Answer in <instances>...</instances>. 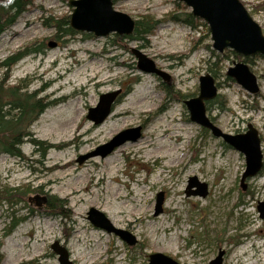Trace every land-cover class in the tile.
I'll return each mask as SVG.
<instances>
[{"label":"rangeland","instance_id":"rangeland-1","mask_svg":"<svg viewBox=\"0 0 264 264\" xmlns=\"http://www.w3.org/2000/svg\"><path fill=\"white\" fill-rule=\"evenodd\" d=\"M69 1L34 0L0 36V64L30 48L10 70L0 67V84L35 93L47 105L19 148L23 158L0 154V191L23 188L27 192L25 201H18L13 208L7 202L0 203V264H18L17 252L22 249L21 254L28 255L21 264H59L52 250L55 244L67 252L69 262L85 264L79 252L86 245L79 248L78 244L82 228L98 233L96 248L86 249L99 253L96 264H148L149 256L155 253L178 264H209L219 251L224 252L222 264H264V219L257 210L258 203H264V57L237 58L230 50L216 53L202 20L198 19L200 24L194 28L173 22L171 18L179 9L175 4L183 5L176 0H114V10L134 21L151 17L160 22L154 35L140 42L116 34L96 38L72 30ZM239 1L264 36V0ZM57 21H61V30L56 28ZM67 29L72 33H66ZM134 48L169 75L170 82L139 72L131 54ZM211 51L218 61L212 59ZM244 60L257 78V94H248L226 76L234 63ZM210 62L216 63L212 72H208ZM91 65L101 71L99 77L110 80L102 85L87 82L85 75L91 73ZM42 72L44 76L38 78ZM57 73L61 75L58 80H49ZM206 74L213 77L218 89L216 99L206 103L210 121L224 134H244L249 125L257 131L263 169L247 181L246 192L240 188L244 155L189 119L184 102L198 96L199 78ZM118 90L121 93L112 113L102 124L93 125L86 117L88 110L96 107L101 95ZM175 126L188 129L189 135L167 140L164 129ZM137 127L141 137L136 142H127L104 158L93 157L78 164L80 156ZM160 136L167 140L163 145L168 148L182 144L178 154L183 163L169 168V174L159 175L155 158L148 157L140 146L144 140L153 143ZM48 143L62 146L53 149L46 147ZM56 163L67 166L50 170ZM64 169L73 170L76 176L83 174L77 185L82 193L85 189L83 202L73 201L63 183L45 184L47 177L63 174ZM190 178L207 186L205 198L186 196ZM113 190L123 192L126 200L115 201ZM173 191H177L176 196ZM161 193L162 213L155 216L156 197ZM51 196L61 206L54 211L46 207ZM35 199L44 203L38 206ZM121 202L129 208L143 206L147 211L143 215L135 212L129 222L111 217L112 206ZM169 206L175 209L171 211ZM90 209L103 213L115 229L135 238L136 244L128 246L114 234L93 227L87 220ZM14 221L18 223L11 227ZM47 226L51 232H46V240L34 245ZM167 226L171 233L163 231ZM156 239L163 240L162 246L155 244ZM168 241H172L170 246ZM22 242L27 245L20 250L16 245Z\"/></svg>","mask_w":264,"mask_h":264},{"label":"water","instance_id":"water-1","mask_svg":"<svg viewBox=\"0 0 264 264\" xmlns=\"http://www.w3.org/2000/svg\"><path fill=\"white\" fill-rule=\"evenodd\" d=\"M184 4L192 16L202 20L208 27L212 41V49L218 54L230 50L243 58L254 56L264 57V36L259 25L252 19L239 0H176ZM69 5L73 8L69 17V26L78 32L91 33L96 38L107 37L110 34L130 36L135 27V21L129 16L117 12L111 0H71ZM52 46H55L53 44ZM131 54L136 59V66L143 74H152L164 83L170 82V76L158 70L152 60L141 53L139 49H131ZM226 76L234 80L248 94H257L259 86L257 78L251 73L244 62L234 63L229 68ZM121 91H114L101 95L95 108H90L87 119L93 125L102 124L112 113L113 107ZM217 85L210 74L199 78L198 96L184 102L189 119L199 127L208 130L213 137L221 138L223 142L242 153L245 157V170L240 178V188L243 192L247 189V180L256 177L263 168V155L257 131L250 125L244 134L229 135L222 133L207 117L206 103L216 99ZM141 137V128H133L120 132L107 144L98 147L95 151L80 156L78 164L93 157L104 158L127 142H136ZM195 188V190H192ZM187 197L207 196V186L200 184L196 178H190L185 191ZM39 206L44 200L35 199ZM164 202L163 193L157 195L154 215L162 213ZM257 210L260 218L264 219V203H258ZM87 220L93 227L103 230L108 234L119 237L128 246L136 244L135 238L127 232L115 229L105 215L95 209L87 213ZM52 250L58 255L59 264H72L69 262L67 252L57 244ZM223 251H219L216 258L209 264H222ZM148 264H178L170 257L155 253L149 256Z\"/></svg>","mask_w":264,"mask_h":264},{"label":"trees","instance_id":"trees-1","mask_svg":"<svg viewBox=\"0 0 264 264\" xmlns=\"http://www.w3.org/2000/svg\"><path fill=\"white\" fill-rule=\"evenodd\" d=\"M33 1L34 0H0V36L9 27L14 25L17 18L26 12V10L32 5ZM111 1L113 4L115 3L114 0ZM175 5L179 9L175 11V14L171 18L173 22L183 23L191 28L200 24L197 18L193 17L191 13L186 12V6L179 5L178 3ZM178 10H180V12ZM60 22L57 21L56 23V28L58 30H61ZM159 24V21L151 17H143L140 20L135 21L133 33L128 36L127 39L138 42L145 41L147 38L154 35ZM65 32L72 33V30L67 29ZM29 49L30 48L27 47L24 51L16 53L14 56L2 62L0 67L5 70H10L13 65L30 53ZM211 57L212 59H216V61L219 60V57L212 51ZM236 57L239 58V56ZM243 62L247 63L246 60ZM215 65L216 63H211L208 72H212L211 68ZM21 91L25 90L17 86L4 88V86L0 84V154H7L19 159L23 158L19 148L24 143V140L30 136L29 128L47 108V105L42 104V100L36 98L35 93ZM26 195L27 192L24 191L23 188L5 189L4 191H0V200L5 199L6 202L10 201L14 204V199L17 202H24ZM15 196L20 197V200ZM46 207L48 209L51 208L54 211L61 206L58 205L57 199L51 196L48 198ZM17 223L18 221H14L11 224V227L16 226ZM1 247L2 241H0V249Z\"/></svg>","mask_w":264,"mask_h":264},{"label":"bare ground","instance_id":"bare-ground-1","mask_svg":"<svg viewBox=\"0 0 264 264\" xmlns=\"http://www.w3.org/2000/svg\"><path fill=\"white\" fill-rule=\"evenodd\" d=\"M81 62H84V59H80ZM91 68V73L85 75L86 76V80L87 82H93L95 85H102L104 83H107L108 80H110V78H107L105 76L99 77L100 74V70H93V65L90 66ZM44 76V73L42 72L41 74L38 75V78H42ZM61 77L60 74H56L54 76H52L49 80L51 81H55L58 80ZM148 90H150V88H147ZM53 93V92H52ZM125 114V112L123 113ZM164 132L168 134V138L167 140H169L170 138H183L184 136L189 135V130L185 129L181 126H175V127H166L164 129ZM79 136V135H78ZM164 136H160L158 138V140H156L155 142H150V141H143L140 146L142 150H146V155L148 157H152L155 158V163H156V168H157V172L159 175L162 174H169L167 173V170L169 168H176L177 166H179L180 164L183 163V156L178 154L179 151H181L182 149V144L180 145H175L172 148H168L165 145H163L166 141H167ZM45 145V144H44ZM62 143H48L46 145V147H51L53 149H59L61 148ZM67 166V163L60 165L59 163L56 164H52L49 166L50 170H54V169H62L65 168ZM114 168H112L111 170H114ZM66 169H64L65 171ZM115 178V177H114ZM170 178L168 176H165V179ZM83 179V174H79V175H75V172L71 169H67L63 174L60 175H54L53 177H47L45 184L50 185V184H56V185H60L61 183L64 184L65 188H66V194L68 196L71 197V199L73 201H79V202H83L84 200V196L81 190H78L77 185L79 182H81ZM155 179L157 180V177H155ZM101 180V179H99ZM153 180V181H156ZM112 192V198L116 201L118 199H123L126 200L127 196L121 192L120 190H113L110 191ZM176 192L177 191H173V196H176ZM139 194H144V189H141L139 191ZM1 202H6L5 199H1ZM17 201L14 199V204L12 202H7L9 206H11V208L14 207ZM172 203H174L172 201ZM168 205H171V202L168 203ZM170 209L169 210H174L175 207L172 208V206H169ZM10 208V209H11ZM135 208V209H134ZM112 211L110 213L111 217H120L123 220H126V222L130 221V218L132 215L135 214V212H138L139 215H143L146 213V209L143 206H138L135 205L132 208H129L127 206L126 202H121V203H116L112 206ZM112 223V222H111ZM115 225V224H114ZM97 229V228H96ZM81 235L79 236V240H78V244H79V248L80 246L86 245V249L89 250V247L92 248H96V237L98 235V233L96 231H89L87 232V230H85L84 228L81 229ZM163 231L167 232V233H171L172 229L170 227H165L163 229ZM49 234L51 232V226H47L45 228V230L43 231V234L38 236L40 239V241H36L34 243V245H42V243L44 242V240H46L47 238V233ZM154 233V232H153ZM155 244H162L163 240L162 239H156ZM23 243V242H22ZM172 243V241H168L167 245L170 246V244ZM90 244V245H89ZM126 244V243H125ZM25 245L27 244H22V245H16L17 248H19L21 250V247H25ZM127 245V244H126ZM162 246V245H161ZM22 247V248H23ZM36 248V247H35ZM31 247L29 248V251H31ZM86 249H83L82 251L79 252V255L81 257H85L86 261H84L85 264H96L97 261L99 260V253L93 254V251H89L86 252ZM24 250L22 249L21 251L17 252V258L19 263L21 264L24 259L26 258L25 256H27L28 254H21ZM39 251H41V249H39ZM86 253V255H85ZM93 254V256L91 255L90 257H88V254ZM31 255V254H30ZM232 264V263H230Z\"/></svg>","mask_w":264,"mask_h":264}]
</instances>
